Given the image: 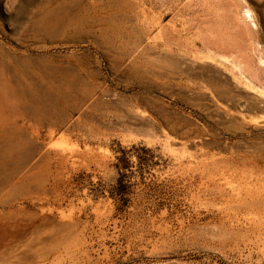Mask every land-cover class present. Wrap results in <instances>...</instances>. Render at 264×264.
Segmentation results:
<instances>
[{
	"label": "rangeland",
	"instance_id": "1",
	"mask_svg": "<svg viewBox=\"0 0 264 264\" xmlns=\"http://www.w3.org/2000/svg\"><path fill=\"white\" fill-rule=\"evenodd\" d=\"M262 58L264 0H0V264H264Z\"/></svg>",
	"mask_w": 264,
	"mask_h": 264
},
{
	"label": "bare ground",
	"instance_id": "2",
	"mask_svg": "<svg viewBox=\"0 0 264 264\" xmlns=\"http://www.w3.org/2000/svg\"><path fill=\"white\" fill-rule=\"evenodd\" d=\"M17 0H8V3H9V7L11 8L14 4H15V2H16ZM246 13L248 14V17L249 18H251L252 16V14H251V12H250V10H246ZM71 56V58H73L74 59V61L76 62V66H79L80 65V62L78 61V58L75 56V54L73 53V54H71L70 55ZM68 60V59H67ZM260 63L262 64V65H264V58H262L261 60H260ZM79 69H82L80 66H79ZM9 87V86H8ZM32 89V88H31ZM5 90H7V88L5 89ZM9 90H12L11 88L9 89ZM33 90V89H32ZM59 90H60V88H59ZM64 90V89H63ZM19 91V90H18ZM34 91V90H33ZM43 89L42 88H40V89H38V88H36L35 89V92H31V93H27L24 89H22L21 90V92L20 93H18L17 95H18V97L19 98H21V99H34V100H37L38 98H39V94H40V92L41 93H43ZM54 91V90H53ZM45 92V91H44ZM55 92V91H54ZM60 93L62 92V91H59ZM65 92V91H64ZM13 93V92H12ZM57 93V92H56ZM60 93H57V95H62V96H64V94H60ZM7 94V93H6ZM66 94V93H65ZM72 94V93H71ZM16 95V94H15ZM47 95H49V94H47ZM68 95V94H67ZM12 96V95H11ZM73 96H74V94H73ZM47 97V96H46ZM68 97V96H67ZM14 98V97H13ZM57 98H58V96H57ZM63 98V97H62ZM14 101V100H13ZM25 101V100H24ZM39 101V100H38ZM27 102V101H26ZM35 102V101H34ZM33 102V103H34ZM24 103V102H23ZM33 103H31V104H33ZM36 103V102H35ZM21 105V104H20ZM32 106V105H31ZM33 106H34V104H33ZM31 109V108H30ZM74 109V108H73ZM27 110V109H26ZM25 110V112L27 113V111ZM18 113V112H17ZM25 113V114H26ZM72 113V112H71ZM16 114V113H15ZM19 116H21V115H19ZM21 117H23V116H21ZM31 118V117H30ZM2 119H4L5 120V118H2ZM3 120V121H4ZM0 121H1V119H0ZM12 121V120H11ZM11 121H8V122H11ZM8 122H6L7 124H8ZM16 121L14 120V121H12L11 123H9V124H11L10 126L12 127V128H14L13 130L12 129H10V128H8L7 129V131L9 132L10 130V133H8V135H12V133L11 132H13V131H19L21 128H23V124L20 126V125H18V126H20V128H17V126H16ZM8 124V125H9ZM1 125V124H0ZM1 126H3V125H1ZM5 126H6V124H5ZM4 126V127H5ZM28 126V125H27ZM7 127V126H6ZM3 128V127H2ZM1 127H0V131H1V129H2ZM6 130V129H5ZM7 131H6V133H7ZM5 131H3V133H4ZM2 133V132H1ZM6 133H5V135H6ZM24 133V132H23ZM1 136V135H0ZM17 136V135H16ZM12 137H13V135H12ZM14 137H15V133H14ZM9 138H11L10 136H9ZM22 139V138H21ZM11 140H13V139H11ZM27 140V139H26ZM19 141H21V140H19ZM18 141V142H19ZM23 141H24V139H23ZM5 142V141H4ZM15 142H17V141H15ZM7 143V142H6ZM3 144V143H2ZM10 144V143H9ZM12 144V143H11ZM16 145H18V143L16 144ZM10 146H12V145H10ZM15 146V145H14ZM5 148V147H4ZM9 148V147H8ZM7 148V149H8ZM21 148V147H20ZM19 148V149H20ZM2 149V148H1ZM6 149V148H5ZM18 149V150H19ZM21 149H23V148H21ZM6 151V150H5ZM17 152H19V151H17ZM20 152H22V151H20ZM10 153H11V151H10ZM3 154V153H2ZM7 154V153H6ZM19 154H21V153H19ZM18 155V154H17ZM13 158H14V156H13ZM18 158V157H17ZM16 158V159H17ZM1 183V182H0Z\"/></svg>",
	"mask_w": 264,
	"mask_h": 264
},
{
	"label": "trees",
	"instance_id": "3",
	"mask_svg": "<svg viewBox=\"0 0 264 264\" xmlns=\"http://www.w3.org/2000/svg\"><path fill=\"white\" fill-rule=\"evenodd\" d=\"M123 153H124V152H123ZM119 160H123L122 157H119ZM142 162H143V163H147L146 159H143ZM115 189H116V191L119 192V194L122 193L120 186H119V187H116Z\"/></svg>",
	"mask_w": 264,
	"mask_h": 264
}]
</instances>
